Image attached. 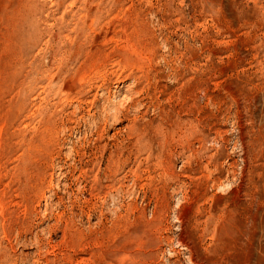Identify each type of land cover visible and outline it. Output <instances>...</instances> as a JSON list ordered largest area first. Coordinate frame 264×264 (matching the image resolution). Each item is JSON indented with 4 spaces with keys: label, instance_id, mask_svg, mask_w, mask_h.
I'll return each instance as SVG.
<instances>
[{
    "label": "rangeland",
    "instance_id": "1",
    "mask_svg": "<svg viewBox=\"0 0 264 264\" xmlns=\"http://www.w3.org/2000/svg\"><path fill=\"white\" fill-rule=\"evenodd\" d=\"M0 264H264V0H0Z\"/></svg>",
    "mask_w": 264,
    "mask_h": 264
}]
</instances>
